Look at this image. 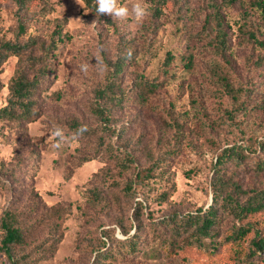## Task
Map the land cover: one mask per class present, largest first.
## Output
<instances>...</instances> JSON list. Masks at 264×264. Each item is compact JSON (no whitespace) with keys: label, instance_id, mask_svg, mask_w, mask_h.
I'll return each instance as SVG.
<instances>
[{"label":"rangeland","instance_id":"374dc122","mask_svg":"<svg viewBox=\"0 0 264 264\" xmlns=\"http://www.w3.org/2000/svg\"><path fill=\"white\" fill-rule=\"evenodd\" d=\"M118 2L129 9L124 20L100 16L83 0H0V45L32 40L22 57L11 55L0 67V108L20 66L40 78L37 115L0 118V215L12 192L22 207L39 208L30 248L56 231L51 208H63L56 252L29 264H264V250L237 259L245 244L220 247L236 225L232 215L221 219L215 253L183 247V236L172 243L166 223L210 206L214 170L228 148L256 149L264 141V47L257 41H264V0H143L150 14L139 23L131 14L138 0ZM212 6L224 21L226 49L209 25ZM146 79L162 85L142 102L137 86ZM112 82L127 96L122 102L102 93ZM98 103L110 110L111 122L93 112ZM77 121L90 133L72 139ZM56 126L68 138L59 149L52 147ZM108 144L132 159L130 169L108 161ZM84 156L91 159L79 165ZM102 168L133 180L134 189L126 194L123 182L111 196L114 205L92 206L87 199ZM226 172L239 185L228 193L241 201L264 187V170L251 157ZM256 218L264 222V210ZM133 236L136 253L128 246ZM102 240L107 253L97 257ZM0 264H9L1 253Z\"/></svg>","mask_w":264,"mask_h":264},{"label":"trees","instance_id":"16d2710c","mask_svg":"<svg viewBox=\"0 0 264 264\" xmlns=\"http://www.w3.org/2000/svg\"><path fill=\"white\" fill-rule=\"evenodd\" d=\"M20 1L23 2L24 0ZM83 1L88 8L96 12L95 0ZM211 8L213 12L209 25L215 31L218 46L226 49L228 43L224 21L220 11L214 6ZM158 10L156 7V11ZM257 41L264 47L263 40ZM30 45H32L30 38L22 43L12 41L2 42L0 45V67L11 55L22 57ZM40 71L43 74L47 73L46 68H41ZM161 85L162 81L142 80L137 86L139 89L137 92L138 99L142 102L146 101L149 98L148 96ZM39 87L40 78L30 77L26 66H20L11 79L9 100L7 104L0 108V118L16 122L29 120L36 116L38 110L35 96ZM239 89L240 91L247 90L244 86H240ZM102 93L113 102H122L127 97L125 94L117 91L114 82L103 87ZM235 94H238V91ZM93 112L105 123L111 122V112L104 104L98 103L94 105ZM82 125H84L82 122L77 121L74 123V128L78 130ZM89 133L88 129L83 134ZM105 151L108 161L115 160L120 170L127 171L130 169L132 159L129 156L121 158L113 144H108ZM248 157H251L257 169L264 170V141L256 149L250 144L245 147L232 146L225 151V154L219 156L218 165L214 170L211 180L214 195L210 206L207 209H199L183 216L175 215L166 220V223L173 229V234L170 238L172 243L176 237L183 236V247L198 246L203 251L215 253L217 248L213 242L219 236L218 228L220 227L221 219L226 213L233 216L236 225L221 239L222 245L220 247L230 244H245L243 248L238 246V253L234 254L237 259H240L242 256L251 259L264 250V222L256 218L258 213L264 210V187L248 193L247 197L242 201L228 193L232 189L238 190L239 185L238 183H233L230 178H227L226 169L229 164L244 166ZM89 159L91 157L84 156L79 165ZM95 177H98L99 181L90 192L87 199L89 203L92 206L114 205L116 202L113 201L111 196L115 193V189L122 185L124 181L116 179L106 168L98 171ZM134 183L133 180L125 181L122 190L126 194H131L134 189ZM51 210L54 216L52 224L56 225V231H48L43 238L36 241L33 247L27 248L28 244L32 241V236L36 229V223L31 222L32 214L38 212L39 208L22 207L20 194L16 192L11 193L0 215V253L6 257L9 264H29L31 258L39 261L51 257L56 252L57 245L62 239V233L57 234L60 227L58 218L64 216V212L62 207L54 206ZM248 241L250 250H247ZM102 243L103 246L96 249L97 257L101 253H107L104 248L106 249L108 242L102 240ZM128 246L130 251L136 253L138 240L133 236ZM32 255L34 256L32 257Z\"/></svg>","mask_w":264,"mask_h":264},{"label":"clouds","instance_id":"9594fccd","mask_svg":"<svg viewBox=\"0 0 264 264\" xmlns=\"http://www.w3.org/2000/svg\"><path fill=\"white\" fill-rule=\"evenodd\" d=\"M79 2V0H77ZM96 12L101 15H108L112 19L124 20L129 16V9L125 6L119 4L118 0H95ZM131 14L134 16L135 20L139 23L142 22L150 14L148 7L143 2V0H138L136 4L133 5L131 9ZM132 50H126L125 59L131 60ZM97 66L102 70V61L101 58L97 57ZM89 65H81V70L86 72ZM88 131L86 125H82L77 132L73 135L72 139L77 138L80 135H83L84 132ZM52 136L56 138V142L52 145L54 149L61 148L62 144L67 142V137L60 126H56L52 132ZM137 199H140L137 197Z\"/></svg>","mask_w":264,"mask_h":264}]
</instances>
